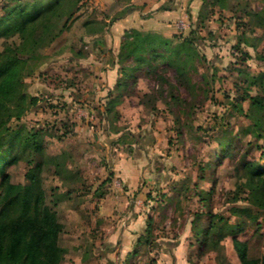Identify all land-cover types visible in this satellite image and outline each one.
<instances>
[{
	"label": "rangeland",
	"instance_id": "1",
	"mask_svg": "<svg viewBox=\"0 0 264 264\" xmlns=\"http://www.w3.org/2000/svg\"><path fill=\"white\" fill-rule=\"evenodd\" d=\"M24 1L32 0H0V15ZM78 6L67 22V2L41 20L37 47L0 37V58L18 51L29 58L18 65L26 100L18 95L0 109V151L12 131L16 138L39 133L50 159L34 168L63 224L60 264H243L238 243L249 258H264V214L252 221L235 210L258 193L249 165L264 164V108L250 99L264 95V0ZM128 13L144 19L141 30L192 39L197 52L186 51V75L168 62L130 76L119 62L109 71L119 50L108 35ZM81 57L98 62L88 66ZM31 169L26 159L1 163L0 183L7 174L27 185ZM211 215L219 228L196 236Z\"/></svg>",
	"mask_w": 264,
	"mask_h": 264
},
{
	"label": "trees",
	"instance_id": "2",
	"mask_svg": "<svg viewBox=\"0 0 264 264\" xmlns=\"http://www.w3.org/2000/svg\"><path fill=\"white\" fill-rule=\"evenodd\" d=\"M81 0H32L16 2L15 5L4 6L0 15V37L10 38L18 35L21 39L16 47H37L41 34H36L37 24L43 19L51 18L58 14L66 2L70 3V12L66 22L79 10ZM65 22V23H66ZM42 23V22H40ZM45 28V24L42 23ZM39 37H38V36ZM192 39H183L174 42L160 32L152 30L129 29L125 32L118 52V62L123 75L130 76L134 71L145 69L152 70L161 63L168 62L174 66L180 75H186L185 58L190 52H197ZM190 46V47H189ZM26 53L17 52L11 58H0V109L5 101H11L20 96L25 101L27 93L20 92L21 76L18 74V65L26 61ZM23 56V57H22ZM134 62V64L130 63ZM255 82V79L253 80ZM122 83H117L119 87ZM254 104L264 108V95L257 93L250 95ZM36 97H29V104H36ZM116 100H110L114 106ZM5 141L6 150L0 151V164L11 165L26 159L32 165L31 182L27 185L11 182L10 177L3 175L0 183V264H60L65 249L59 244V235L63 224L58 220L57 211L48 205L45 200L42 181L34 168L36 161L41 167L50 157L46 156L44 146L40 141L37 130L28 131L19 138L14 136ZM259 136L264 135L259 134ZM226 141V140H225ZM225 141L221 146L228 147ZM28 153L29 158L24 157ZM264 157V151H263ZM248 173L251 180L256 179L254 189L258 193L248 197L250 205L244 208H235L248 214L250 220L257 221L260 213L264 214V164L252 163ZM208 218V224L195 226L196 236L207 238L219 226ZM244 225L241 222L238 228ZM199 238V237H198ZM203 239H198L199 243ZM237 249L243 264H264V258H249L247 246L237 244Z\"/></svg>",
	"mask_w": 264,
	"mask_h": 264
},
{
	"label": "crops",
	"instance_id": "3",
	"mask_svg": "<svg viewBox=\"0 0 264 264\" xmlns=\"http://www.w3.org/2000/svg\"><path fill=\"white\" fill-rule=\"evenodd\" d=\"M143 20H144L143 18H137L133 14H129L128 13V14L122 16L120 19L116 20L112 24L111 29H110V33L108 35V39H109L108 42H110V43L112 42V46L114 47V51H118L119 50V47H120V44H121V40H122L125 32L128 31L129 29H132V28L139 29L138 26L143 24L142 23ZM95 36H97V35H95ZM96 59H94L93 57H90V58L81 57V58H77L76 61H79L80 63L86 62V64L88 66H91L89 64V62H92V61L93 62L94 61L98 62V61H96ZM107 67L110 69L109 71L114 72V69L118 68V61L115 59L114 60V66L113 67H109L107 65ZM111 76H113V75H111Z\"/></svg>",
	"mask_w": 264,
	"mask_h": 264
}]
</instances>
